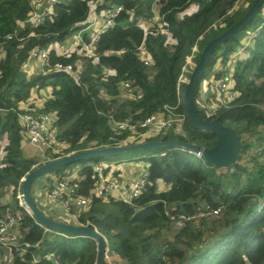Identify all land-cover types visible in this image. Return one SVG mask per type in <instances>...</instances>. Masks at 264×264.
Masks as SVG:
<instances>
[{"label": "trees", "instance_id": "16d2710c", "mask_svg": "<svg viewBox=\"0 0 264 264\" xmlns=\"http://www.w3.org/2000/svg\"><path fill=\"white\" fill-rule=\"evenodd\" d=\"M253 1L58 0L51 16L32 29L20 25L30 16L29 0H0V42H6L0 60V147L4 144L0 208L4 207L1 204L5 203L6 191L13 187L11 211L14 210L19 180L37 165L36 160L24 157L25 136L18 114L54 115L56 139L66 146L64 156L92 147H113L129 135L125 132L111 141L114 122L130 118L137 123L160 113L165 117L170 113L183 116L181 131L167 130L146 142L181 141L212 148L216 137L190 125L183 105L186 84L177 93V81L193 48L198 50L193 56L195 65L207 43L242 18ZM91 4H95L98 14L123 8L98 39V59L88 60L78 52L60 54L51 50L53 44L63 43L86 26ZM191 4L196 5L195 12L180 18L179 14ZM154 18L168 23L170 38L160 33L148 36L145 43L152 65L147 67L135 55L143 39L137 21L142 19L148 25ZM248 32L251 45L247 55L228 61L241 48L239 42ZM8 36L12 38L7 40ZM36 46L48 52L49 66L44 67L45 74L28 76L30 52ZM122 49L126 52L120 56L106 53ZM217 62L221 69L214 73V81L227 74V64L233 62L229 75L234 97L215 116L208 117L206 110L197 106V99L201 82ZM57 63L80 64L82 71L73 78L56 70ZM104 68L112 74L105 76ZM124 81H130L141 92L139 99L121 97L119 86ZM45 89L49 95L36 106L33 95L39 99ZM101 89L106 96H100ZM193 105L199 119H217L240 137L235 165L217 170L182 149L151 150L147 186L131 206L91 195L92 165L100 163L102 157L81 160L52 172L77 173V195L90 199L86 211L72 212L77 214V226L101 233L109 253L117 254L123 264L264 263V3L241 31L213 51L195 88ZM160 152L165 156L159 158ZM160 184L167 189L160 190ZM204 206L220 208L219 216L186 223L178 230L173 228L171 216L193 215ZM19 209L23 215L21 244H28L29 248L22 258L15 259V264H95L97 246L93 239L47 230L23 207ZM49 255L53 260L45 258ZM32 257L36 258L35 263Z\"/></svg>", "mask_w": 264, "mask_h": 264}, {"label": "built area", "instance_id": "2783aa9c", "mask_svg": "<svg viewBox=\"0 0 264 264\" xmlns=\"http://www.w3.org/2000/svg\"><path fill=\"white\" fill-rule=\"evenodd\" d=\"M57 2L58 0H29L31 8L30 16L20 25L23 26L26 24L32 29L38 28L48 17L51 16L54 11V4ZM90 9V16L86 26L76 34V50L72 52H78L88 60H97L98 57L95 49L98 39L102 32L113 25L115 17L123 10V8L121 6L114 7L113 9L101 12L100 14L96 12L95 4H91ZM131 13V11L128 12V14ZM137 25L143 30V39L136 48L135 55L144 66L150 67L152 65V59L146 48V39L148 36H156L159 33L170 38V33L167 31L168 23L159 18H154L151 24L147 25L142 19H140L137 21ZM11 38L12 36H8L6 39L10 40ZM5 44V41L0 42V60L4 52ZM197 51V48L194 47L192 55L187 57L185 65L182 67L176 85L177 93L180 92L181 85L186 84V75L189 72V69L191 70L190 64L193 63V56ZM125 52L126 51L122 49L119 51L110 50L106 53L108 55L120 56ZM238 57L239 53L237 51L231 56V60L237 59ZM29 58L31 61L35 60L41 64L42 74L47 72L44 69V67L49 66V55L47 51L36 46L30 52ZM54 68L58 71L68 73L73 78H78L82 71L80 64L63 65L57 63L54 65ZM103 72L105 73V76L112 74L107 68H104ZM209 87L211 88V92L209 91L210 96L203 100V108L206 110L207 116L212 117L215 116L218 109L227 106L228 103L233 100L234 95L231 91L232 87L229 73L221 76L218 81L209 85ZM119 90L120 95L123 98L139 99L141 97V92L137 90L130 81L120 83ZM100 96H106L104 89L100 90ZM18 120L23 129L25 139L40 153L43 160L41 164H37L36 166H33V168L65 157L63 151L66 149V146L60 144L56 139L57 127L54 115L22 113L18 114ZM182 126L183 116L180 114L173 115L170 113L167 117L162 113L153 114L137 123H132L131 119L127 118L124 121L113 123V132L110 140L116 141L118 138H121L125 132H128L129 135L125 139L120 140V142L113 147L129 146L146 142L149 137L159 136L167 130H173L178 133L181 131ZM137 139L145 140L128 143L130 140ZM91 146H94V144ZM99 148L92 147L91 149ZM193 155L199 159L201 152ZM157 156L162 158L165 156V153L160 152ZM91 170L92 173L90 179L93 184V188L90 191L91 195L102 199L112 198L130 206L134 204L135 200L145 190L149 179L148 163L144 165L143 170L137 179L127 183L120 182L116 176L111 174V171L108 172V169L101 166L100 163L93 164ZM24 178L25 176L19 180V184L16 188V201L14 200L13 204L19 208L23 207L25 209L21 196V185ZM43 178V183L40 184L41 186L35 191V201L31 196L37 208L48 218L59 212L60 215L58 216L62 222L64 220L72 221V224L77 222V214L72 212L74 210L76 212L86 211L90 205L89 198L77 195V192L80 189V178L77 176V173L75 171L71 172L65 170L62 172V175L49 173L43 176ZM12 191L13 187H10L8 191H6V196L4 198L5 203L1 204V206L4 207L0 208V264H15V259L22 258L23 254L26 253L27 248H29L28 244H21L20 237L23 221L21 210L19 208H14V210L11 211ZM219 214L220 208L212 209L209 206H204L201 211L193 215L177 214L176 216H171V221L173 228L178 230L186 223H196L207 216L217 218ZM66 225H69V223H66ZM74 225V227H82L77 226V224ZM45 258L53 260L52 255L46 256ZM31 261L32 263H35L36 258L32 257ZM104 261L105 264H123L117 254L109 253L108 248Z\"/></svg>", "mask_w": 264, "mask_h": 264}, {"label": "water", "instance_id": "95a60500", "mask_svg": "<svg viewBox=\"0 0 264 264\" xmlns=\"http://www.w3.org/2000/svg\"><path fill=\"white\" fill-rule=\"evenodd\" d=\"M263 3L264 0H254L242 18L207 43L201 52L200 60L194 65L186 83V88L183 93V105L188 121L194 129L216 137V143L212 148L204 149L196 144H189L181 141H149L129 146L85 150L42 164L27 174L21 185V196L24 202V207L28 214L34 218L36 223L47 230L60 232L68 237L86 236L93 239L97 246L95 264H105L104 257L107 251V241L101 233L94 228L74 227L54 221L46 217L37 208L30 194L32 183L36 179L85 159L117 156L127 152L158 150L161 148H178L190 154L201 152L199 160L205 165L213 166L217 170L226 169L235 165L239 154L240 137L235 135L229 127L221 125L217 119L211 121H203L199 119L197 111L193 105V97L195 88L204 74L213 51L241 31L244 26L257 15L258 10Z\"/></svg>", "mask_w": 264, "mask_h": 264}, {"label": "rangeland", "instance_id": "374dc122", "mask_svg": "<svg viewBox=\"0 0 264 264\" xmlns=\"http://www.w3.org/2000/svg\"><path fill=\"white\" fill-rule=\"evenodd\" d=\"M60 1H67V0H60ZM154 10H155V14L157 15L158 7L155 6ZM195 10H196V5L191 4L179 14V17L180 18L186 17V16L190 15L191 13L195 12ZM76 34H77V32H74L73 34H71L70 37H68L63 43L53 44L50 47V49L55 50L57 53H60V54L70 53V52L76 50ZM249 35H250V33L248 32L246 34V36L244 38H242L239 42L238 46H239V48L241 47L240 49L238 48L239 49L238 50L239 58H242L245 55H247V53L250 49L251 44H250V39L248 37ZM242 46H244V48ZM229 60L231 61V57L228 59V61ZM31 62L33 64H36L37 61H31ZM232 65H233V62H230L229 64H227V68H226L228 71L227 73H229ZM193 67H194V63L190 64L191 70L193 69ZM35 68H37V70H38L39 66H35ZM220 69H221L220 68V62H217L215 64L213 70L211 71V73L209 75H207L203 79V81L201 82L202 87L199 89L198 99H197V106L199 108L200 107L202 108L204 106L203 100L205 98H207L208 96H210L209 91L211 92V88L209 87V85L214 84L216 82V81H214L213 75L215 72H217ZM187 81H188V79H187ZM187 81H186V83H187ZM46 93H48V89H45L44 91H42L43 98L45 97ZM34 99L39 100V99H36L35 97H34ZM40 99H42V98H40ZM143 140H145V139L130 140L128 143H133V142H138V141H143ZM3 145H1V147H0V161L3 158V152H2ZM22 151H23L25 158L31 159V160H37L38 159V157L36 156V153L34 152V149H32L28 144H23ZM152 153H153V151L147 150V151H138V152H127V153H123V154H120L117 156H105V157L101 158L100 164L104 168H107L108 172H110V171L114 172L117 170L120 172H123L124 170H127L128 173L132 172L133 176H137L138 173L140 174L142 172L143 167L147 162V159L150 157V155ZM77 169H79V167ZM43 180H44V178L42 176V177H39L38 179H36L32 183L31 196H32L34 201L36 199L35 191L41 186L40 184L43 183ZM13 207L16 208L17 206L14 205ZM58 215H60L59 212H57V214L51 215L50 218L53 220L61 221V219L59 218ZM63 222L71 224L70 221L64 220Z\"/></svg>", "mask_w": 264, "mask_h": 264}, {"label": "crops", "instance_id": "0c3cea01", "mask_svg": "<svg viewBox=\"0 0 264 264\" xmlns=\"http://www.w3.org/2000/svg\"><path fill=\"white\" fill-rule=\"evenodd\" d=\"M35 61V60H34ZM35 66H39V69L37 70V68H35ZM26 72L28 76H32V75H36L38 73L42 74V66L41 64L38 62H36V64H33L30 60L28 67L26 68ZM202 87V85H201ZM41 98L39 97V100H34V97L37 99V96L33 97V102L36 104V106H40L42 101L49 95V90L48 93H46L45 97L43 98L42 92H40ZM23 144H28L32 149H34V152L36 153V156L38 157V159L36 160L37 164H41L43 162L42 157L40 156V153L34 148L32 147L28 141L24 138V143ZM23 146V145H22ZM147 163V162H146ZM111 174H113L114 176H116V178L119 179L120 182L122 183H127L130 182L132 180H135L139 177V173L137 176H133L132 172H127V170H124L123 172L120 171H114ZM159 189L161 190H166L167 187L163 184L159 185ZM72 222V221H71ZM74 224H77V222H74Z\"/></svg>", "mask_w": 264, "mask_h": 264}]
</instances>
